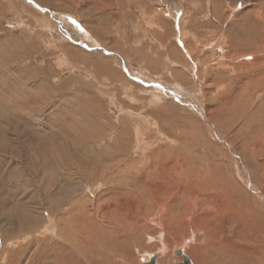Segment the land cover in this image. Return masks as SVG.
Masks as SVG:
<instances>
[{"label": "rangeland", "instance_id": "obj_1", "mask_svg": "<svg viewBox=\"0 0 264 264\" xmlns=\"http://www.w3.org/2000/svg\"><path fill=\"white\" fill-rule=\"evenodd\" d=\"M261 59L264 0H0L2 251L49 237L45 230L67 222L64 184H83L89 201L126 177L143 194V184L128 176L141 173L154 155L166 161V154L186 151L195 166L206 157L256 196L248 163L264 158V142L251 125L264 113V64H250ZM102 172L110 183L92 189ZM153 174L148 180L158 187L186 183L172 166L168 174ZM157 192L140 203L149 212L142 222L152 229L171 200ZM109 194L89 206L94 213L114 201ZM135 198L126 207L139 214ZM154 231L146 245H134L137 254L127 264H147L157 254L163 244ZM172 240L164 238L168 253ZM173 254L170 264H181Z\"/></svg>", "mask_w": 264, "mask_h": 264}, {"label": "bare ground", "instance_id": "obj_2", "mask_svg": "<svg viewBox=\"0 0 264 264\" xmlns=\"http://www.w3.org/2000/svg\"><path fill=\"white\" fill-rule=\"evenodd\" d=\"M230 60H233V58ZM242 64L246 65V63ZM263 64L264 59L252 61L250 67L260 68ZM251 121L253 132L258 134L257 136L260 137L263 143L264 113L261 119L258 117ZM249 127L252 129V126L249 125ZM138 145L139 144H137V146ZM262 145H264V143ZM200 147H203V145ZM205 147L204 145V148ZM260 147L261 145L259 148ZM179 154L174 155V157L170 154H166V157L164 156L166 161H161L158 155L157 157L151 155L153 156L152 158L148 157L144 160L145 162L141 173L138 172V174L136 173L133 177H127L128 180L130 179L128 182H133L134 185L140 186V184H143L142 187L144 190L143 194L141 193L142 195L137 194L138 192H135L136 194L134 193L135 188L133 184L131 186V184L129 185L126 183V177H118L119 180H117V184L119 186L117 189L120 193L116 191V188H111L109 190L107 188L106 193H97L96 196L93 194L91 200L87 198L89 201H84L88 195L84 194L86 188L81 187L83 184L81 186L72 184L62 185L60 187V193L65 197L63 202H68L71 199V202L66 206L65 210H63L67 222L65 224H56V227H54L55 232L45 230L46 233L51 235L49 237L38 239L32 236L33 238L29 239L25 246H20L18 249L9 248L8 250L5 249V251H2V244H0V264H36L37 262L46 264V259H50L51 264H127V262H130V259L132 261L134 258L135 248L145 243L150 233L155 234L154 230L159 232L157 242H160V245L163 244L160 246L161 248L155 256L151 255V258H156V264H170V261H176L177 257H174L173 252H182L181 248L184 245L187 247L182 253L192 264H264V158L261 159V161L252 158L254 161L248 163V167L252 173V178L249 181V189L253 190L254 183L258 186V189H254L257 190L256 196H253L242 184H239L240 182L236 180L237 177L228 175L226 173L227 171L223 172V169H220V165L217 166L218 164L214 165V163L212 164L211 162L212 165H210L207 163L210 162L209 159L205 156V159H203L204 162H199L198 166H195L192 156L186 154V151L185 153ZM200 154H202V151ZM262 154L264 155V152ZM105 160L104 162L109 164L110 160L108 158H105ZM151 161H157V163L151 166ZM125 162L129 163L128 160ZM125 162L123 166H125ZM97 163L99 164V162ZM171 166L180 179L183 178V176L185 177L186 183L184 185L179 183L180 186L178 188L174 187V189H171L169 186L162 188V186L158 187L155 185L156 183L148 180L150 177L148 174L151 172L158 175L165 172L168 174ZM105 170L106 169H103V171ZM127 172L128 171H126V173ZM103 173L104 172L98 176H94L96 183L93 184V187H91L92 189L94 187L97 189L99 186L106 187V184L110 183ZM172 175L174 176V174ZM160 178L162 183L168 180L167 175L166 178L165 176H160ZM172 180L174 179L172 178ZM195 185H202V188H196ZM159 188L161 196L167 194L169 196L168 199L171 200L168 202L167 206H164V204L161 205L159 209L160 212L158 211L160 220L159 222L154 221L156 227L152 229L150 227H145V224L142 222L144 214H149V212H146L140 203H144L146 199L153 201L154 197L159 195L157 192ZM162 189L163 191H161ZM189 189H191V191L188 193ZM107 192L110 193V197H115L114 201L112 200V203H106V207L103 206L104 209L100 213L98 212L99 207L94 213L93 209H91L92 207L90 208L89 206L95 203L98 205L101 199L108 197L106 196ZM83 194L85 197H80V195ZM134 197L139 199L138 204L135 203L137 207L141 206L142 208V212L139 214H135L134 209V212L131 211V213H129L130 211H128L126 207L128 206V198L133 199ZM77 208L79 212L75 213V215H71L70 212H72V210L76 211ZM141 208H137V210ZM61 219L62 218L56 221V223L61 221ZM163 233L165 237L162 238ZM170 237L173 239L172 243H174V247L172 252L168 253L170 250L168 251L166 249L164 238L167 242ZM4 246L5 245H3V247ZM30 248H36L33 256L29 255ZM186 250L190 257L185 254ZM164 252L167 253L166 256H164ZM159 254H162L164 257L159 258Z\"/></svg>", "mask_w": 264, "mask_h": 264}, {"label": "water", "instance_id": "obj_3", "mask_svg": "<svg viewBox=\"0 0 264 264\" xmlns=\"http://www.w3.org/2000/svg\"><path fill=\"white\" fill-rule=\"evenodd\" d=\"M177 254L183 259L182 264H192L191 261L185 257L181 251L177 252ZM147 264H156L154 257H152Z\"/></svg>", "mask_w": 264, "mask_h": 264}]
</instances>
